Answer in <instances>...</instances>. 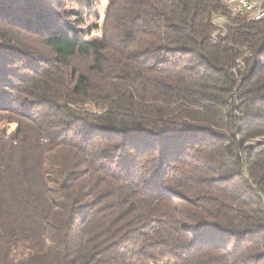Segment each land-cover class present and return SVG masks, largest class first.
Instances as JSON below:
<instances>
[{
  "label": "trees",
  "instance_id": "trees-1",
  "mask_svg": "<svg viewBox=\"0 0 264 264\" xmlns=\"http://www.w3.org/2000/svg\"><path fill=\"white\" fill-rule=\"evenodd\" d=\"M58 4L0 0V264H264V16Z\"/></svg>",
  "mask_w": 264,
  "mask_h": 264
},
{
  "label": "rangeland",
  "instance_id": "rangeland-1",
  "mask_svg": "<svg viewBox=\"0 0 264 264\" xmlns=\"http://www.w3.org/2000/svg\"><path fill=\"white\" fill-rule=\"evenodd\" d=\"M88 1L91 5H88ZM57 3H59L58 6L74 11L76 18L79 17V14L83 15L85 23L81 24L80 27L84 29L87 38L101 34L100 28L105 19L109 0H57ZM74 17L72 19H75Z\"/></svg>",
  "mask_w": 264,
  "mask_h": 264
},
{
  "label": "built area",
  "instance_id": "built-area-1",
  "mask_svg": "<svg viewBox=\"0 0 264 264\" xmlns=\"http://www.w3.org/2000/svg\"><path fill=\"white\" fill-rule=\"evenodd\" d=\"M235 2V12L244 15L245 13H253L257 9H264V7H252V1L233 0Z\"/></svg>",
  "mask_w": 264,
  "mask_h": 264
},
{
  "label": "bare ground",
  "instance_id": "bare-ground-1",
  "mask_svg": "<svg viewBox=\"0 0 264 264\" xmlns=\"http://www.w3.org/2000/svg\"><path fill=\"white\" fill-rule=\"evenodd\" d=\"M227 3L231 4L233 9L235 10V2L233 0H225ZM245 1H252V7H264L263 1L260 0H245ZM251 15L253 19H259L264 16V9H257L253 13H245Z\"/></svg>",
  "mask_w": 264,
  "mask_h": 264
}]
</instances>
